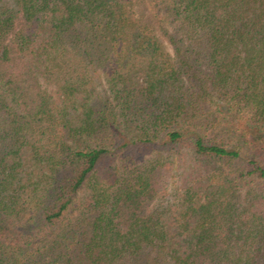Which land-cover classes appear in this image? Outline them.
I'll use <instances>...</instances> for the list:
<instances>
[{
	"label": "trees",
	"instance_id": "1",
	"mask_svg": "<svg viewBox=\"0 0 264 264\" xmlns=\"http://www.w3.org/2000/svg\"><path fill=\"white\" fill-rule=\"evenodd\" d=\"M0 264H264V0H0Z\"/></svg>",
	"mask_w": 264,
	"mask_h": 264
}]
</instances>
